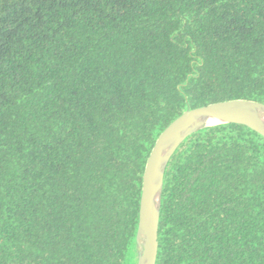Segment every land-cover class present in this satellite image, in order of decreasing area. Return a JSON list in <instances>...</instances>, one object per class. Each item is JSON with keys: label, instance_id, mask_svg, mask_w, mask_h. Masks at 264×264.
I'll list each match as a JSON object with an SVG mask.
<instances>
[{"label": "trees", "instance_id": "trees-1", "mask_svg": "<svg viewBox=\"0 0 264 264\" xmlns=\"http://www.w3.org/2000/svg\"><path fill=\"white\" fill-rule=\"evenodd\" d=\"M264 104V0H0V264H138L142 183L190 110ZM157 264H264V137L170 159Z\"/></svg>", "mask_w": 264, "mask_h": 264}, {"label": "water", "instance_id": "water-1", "mask_svg": "<svg viewBox=\"0 0 264 264\" xmlns=\"http://www.w3.org/2000/svg\"><path fill=\"white\" fill-rule=\"evenodd\" d=\"M217 116L224 124L243 125L264 137V104L251 101H229L190 110L175 120L159 137L148 159L142 183L137 243L142 244L138 264H157L159 243L158 229L153 224L155 209L151 203L153 192L161 190L167 165L180 145L194 133L218 125H206ZM161 201V196H160Z\"/></svg>", "mask_w": 264, "mask_h": 264}, {"label": "bare ground", "instance_id": "bare-ground-1", "mask_svg": "<svg viewBox=\"0 0 264 264\" xmlns=\"http://www.w3.org/2000/svg\"><path fill=\"white\" fill-rule=\"evenodd\" d=\"M223 123V120L217 116H213L209 119L206 125H218ZM160 196H161V190L157 189L155 192H153V195L151 197V203L153 205V209H155V215L153 219V224L156 225L157 219H158V212L160 210Z\"/></svg>", "mask_w": 264, "mask_h": 264}, {"label": "rangeland", "instance_id": "rangeland-1", "mask_svg": "<svg viewBox=\"0 0 264 264\" xmlns=\"http://www.w3.org/2000/svg\"><path fill=\"white\" fill-rule=\"evenodd\" d=\"M142 244H138V253L141 251Z\"/></svg>", "mask_w": 264, "mask_h": 264}]
</instances>
